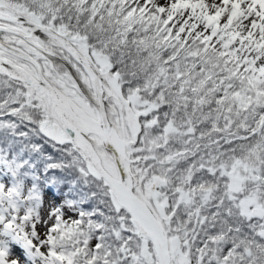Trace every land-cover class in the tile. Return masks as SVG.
I'll return each instance as SVG.
<instances>
[{
	"label": "snow or ice",
	"instance_id": "obj_1",
	"mask_svg": "<svg viewBox=\"0 0 264 264\" xmlns=\"http://www.w3.org/2000/svg\"><path fill=\"white\" fill-rule=\"evenodd\" d=\"M0 264H264V0H0Z\"/></svg>",
	"mask_w": 264,
	"mask_h": 264
},
{
	"label": "trees",
	"instance_id": "obj_2",
	"mask_svg": "<svg viewBox=\"0 0 264 264\" xmlns=\"http://www.w3.org/2000/svg\"><path fill=\"white\" fill-rule=\"evenodd\" d=\"M17 251H19V249H17Z\"/></svg>",
	"mask_w": 264,
	"mask_h": 264
}]
</instances>
